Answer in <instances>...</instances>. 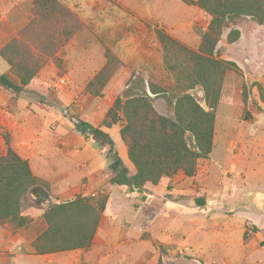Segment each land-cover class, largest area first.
Returning a JSON list of instances; mask_svg holds the SVG:
<instances>
[{
    "label": "rangeland",
    "instance_id": "374dc122",
    "mask_svg": "<svg viewBox=\"0 0 264 264\" xmlns=\"http://www.w3.org/2000/svg\"><path fill=\"white\" fill-rule=\"evenodd\" d=\"M58 1L79 19L81 31L31 82L43 102L28 99L25 106L15 102L7 106L1 117L21 127L8 130L0 125V156L6 152V133L15 151L32 162L31 169L47 177L48 202L22 209L34 222L49 204L74 199L79 188L86 196L105 193L109 201L86 251L37 256L29 246L34 231L0 225V264H264V26L241 18L224 30L218 57L235 62L239 71L229 72L224 80L214 149L207 160L199 161L196 175L178 174L164 179L154 191L129 193L126 187L110 184L109 146H99L100 140L91 135L83 139L109 167L90 177V165L72 170L76 164L71 158L81 140L76 128L80 122L101 127L115 100L127 99L129 86L139 90V79L146 87L149 82L171 87L174 79L164 67L156 30L164 29L197 50L210 19L181 0ZM33 2L0 0V49L34 19ZM232 29H238L241 37L229 44ZM106 51L121 67L95 96L86 86L105 65ZM8 71L0 58V75ZM191 93L206 108L203 91L197 88ZM168 99L172 94L155 98L154 107L173 117ZM102 129L121 154L126 149L121 126ZM28 134L36 140L30 145L24 139ZM126 162L134 174L133 165ZM197 199L205 203L200 205Z\"/></svg>",
    "mask_w": 264,
    "mask_h": 264
},
{
    "label": "trees",
    "instance_id": "16d2710c",
    "mask_svg": "<svg viewBox=\"0 0 264 264\" xmlns=\"http://www.w3.org/2000/svg\"><path fill=\"white\" fill-rule=\"evenodd\" d=\"M181 1L198 7L210 21L197 50L183 45L164 29L156 30L163 64L174 79L173 85L149 82L146 87L144 79H139L136 81L139 90L129 86L127 99L115 100L101 127L83 122L78 125L85 127L94 140H100L99 146H109L113 158L109 182L128 188L129 193H144L147 185L155 187L178 174L187 178L196 175L199 161L207 160L214 149L216 111L224 80L229 72L239 71L235 62L218 57L224 30L241 18L264 26V0ZM32 11L31 23L0 49V58L9 67L8 72L0 75V85L19 94L27 90L48 60L55 59L59 50L81 31L79 19L58 0H34ZM240 37L241 32L232 29L227 42L234 44ZM105 56V65L86 86L95 96L101 95V89L121 67L110 51ZM197 88L203 91L206 108L191 93ZM164 94H172L168 101L173 107V117L159 114L154 107V99ZM117 125L121 126L120 136L134 174L123 163L111 136L102 129ZM3 138L6 152L0 156V225L7 223L16 230L34 231L29 246L38 256L89 250L109 196L105 193L86 196L79 188L80 193L74 199L49 204L40 219L32 221L22 214V209L26 204L39 207L47 203L49 183L34 175L29 161L12 147L8 134ZM30 198L34 199L33 203H29ZM197 203L205 202L197 199Z\"/></svg>",
    "mask_w": 264,
    "mask_h": 264
},
{
    "label": "crops",
    "instance_id": "0c3cea01",
    "mask_svg": "<svg viewBox=\"0 0 264 264\" xmlns=\"http://www.w3.org/2000/svg\"><path fill=\"white\" fill-rule=\"evenodd\" d=\"M35 87L36 86L34 84H31L27 87V90H25L23 93L19 94V93L14 92L11 89H5L0 85V125L7 127L8 130L13 129L15 126L21 127L19 122L15 123V120H13L12 122L7 121V120L5 121V118L4 117L2 118L1 116L3 114H5L7 110H9V108H7V106H9V104H11L12 102H15V104H17L19 106H22L24 104H28V102H29L28 99L35 100L38 102H43V100H44L43 96L39 95V93H37L35 91V89H36ZM26 128H27V123L25 124V129ZM76 131L81 134L80 135L81 140L79 141L78 150L75 152V155L72 156V158H71V160L76 164V166H74V168L72 170H76L78 167L79 168H81V167L82 168H88L90 165L91 170H90L87 177H90V176L95 175V174H101L102 172H105L107 170V168L109 167V165L111 167L112 163H110L108 165V163H105L104 161H102L101 160L102 157L100 156V154H98L96 152V149L91 144L87 143L83 139L84 137L88 138L91 135L88 133V131H86L85 127L81 128V127L77 126ZM91 137L93 139L92 135H91ZM0 139H1V136H0ZM24 139H26L28 145H30L33 140L36 141L33 134H28V137H25ZM3 143H4V140H3ZM115 145L117 146L116 142H115ZM119 155H120L123 163L128 167V164L126 162V161H129L128 154H127V148L125 149V147H123V150L121 151V154H119ZM24 159L29 161V164L31 165V168H32V162L29 160V158H24ZM102 162H104L103 165H102ZM128 169H130V168L128 167ZM32 171H33L35 176L42 178L44 180H47V177L43 176V174L37 173V171H34V169H32ZM71 186H74V185H71ZM150 188H152L150 185H147L145 187V189H147V190H151V191L155 190L154 187H153L154 188L153 190ZM149 194L153 195L152 193H149Z\"/></svg>",
    "mask_w": 264,
    "mask_h": 264
}]
</instances>
